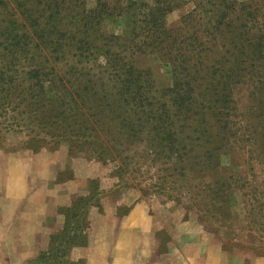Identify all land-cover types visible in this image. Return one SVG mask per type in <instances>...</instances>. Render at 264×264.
I'll use <instances>...</instances> for the list:
<instances>
[{"label":"trees","instance_id":"trees-1","mask_svg":"<svg viewBox=\"0 0 264 264\" xmlns=\"http://www.w3.org/2000/svg\"><path fill=\"white\" fill-rule=\"evenodd\" d=\"M185 1L0 0V129L154 169L198 212L224 218L238 193L264 217V0H190L168 27ZM241 151L246 176L228 158ZM77 235H51L38 264H84L68 257Z\"/></svg>","mask_w":264,"mask_h":264},{"label":"rangeland","instance_id":"rangeland-1","mask_svg":"<svg viewBox=\"0 0 264 264\" xmlns=\"http://www.w3.org/2000/svg\"><path fill=\"white\" fill-rule=\"evenodd\" d=\"M192 7L186 0L166 25H177ZM105 21L110 32L129 30L125 18ZM8 130L0 129V264H38L65 226L78 233L68 257L84 264H264L263 213L246 212L238 193L224 218L198 212L154 169L128 175L119 160L101 161L64 141L33 148L31 133ZM228 158L234 172L250 174L245 151ZM253 172L261 180L254 163Z\"/></svg>","mask_w":264,"mask_h":264}]
</instances>
